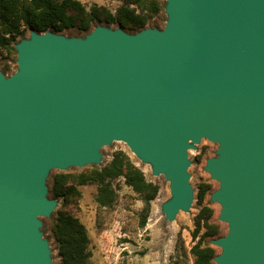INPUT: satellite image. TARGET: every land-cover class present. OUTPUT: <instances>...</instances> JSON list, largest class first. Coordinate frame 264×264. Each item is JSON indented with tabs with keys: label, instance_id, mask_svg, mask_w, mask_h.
Here are the masks:
<instances>
[{
	"label": "water",
	"instance_id": "1",
	"mask_svg": "<svg viewBox=\"0 0 264 264\" xmlns=\"http://www.w3.org/2000/svg\"><path fill=\"white\" fill-rule=\"evenodd\" d=\"M163 30L30 32L0 72V264H49L39 216L51 169L99 162L125 141L170 182L173 220L193 201L189 142H219L206 168L230 231L214 264H264V0H166Z\"/></svg>",
	"mask_w": 264,
	"mask_h": 264
},
{
	"label": "rangeland",
	"instance_id": "2",
	"mask_svg": "<svg viewBox=\"0 0 264 264\" xmlns=\"http://www.w3.org/2000/svg\"><path fill=\"white\" fill-rule=\"evenodd\" d=\"M76 1L82 3L87 10L97 5L106 8L113 15H116L123 5V2L119 0ZM166 23L167 21L165 23L162 21L160 28L148 27L145 30L158 29L161 31L165 28ZM97 27H104L112 31L120 29L116 26H107L104 23H98L95 28ZM58 35L67 39H80L87 36L77 37L75 31ZM26 40H30V33H27L20 42ZM17 60L16 50L0 51V72L6 79L18 72ZM4 68H9V70L4 71ZM189 144L191 147L186 150L189 162L187 174L190 176L189 184L193 190V201L187 211H179L173 220L167 219L164 209L165 205L174 198L170 194V182L165 175H156L151 163L144 162L125 141L114 140L101 147L98 151L100 158L97 163L83 167H69L65 170L51 169L45 182L46 197L49 201H54L56 206L48 217H38V222H40L38 232L41 239L47 244L49 264H62L58 255V245L51 232L52 221L58 211L72 214L85 226L90 240L89 264H193L194 257L191 250L196 241L192 239V233L195 230V219L201 210L198 205V192L203 185L211 186L206 194L204 205L214 211L211 222L221 228L220 236L209 239L207 242L216 249L217 256L222 254L223 249L214 246L212 242L226 237L230 231V225L220 219L223 210L222 204L212 200L213 194L220 190L221 183L214 180L206 170L209 160L221 157L219 153L221 145L219 142H212L205 137L201 138L197 144L191 141ZM119 151L124 152L131 159L134 165L145 174L148 182L158 185L160 188L157 198L151 203L146 227H141L145 204L141 197L126 185L123 178L113 183L117 199L111 207H101L97 204L95 199L97 185L95 184L79 187L81 196L72 198L66 203L60 198L56 199L51 196L50 190L54 176L58 174L77 175L94 169L101 170L112 161L114 154Z\"/></svg>",
	"mask_w": 264,
	"mask_h": 264
},
{
	"label": "trees",
	"instance_id": "3",
	"mask_svg": "<svg viewBox=\"0 0 264 264\" xmlns=\"http://www.w3.org/2000/svg\"><path fill=\"white\" fill-rule=\"evenodd\" d=\"M123 2L116 15L106 8L94 5L90 10L76 0H0V51L16 50L27 33L51 32L63 34L75 31L77 37L85 36L104 23L137 34L148 27L160 28L167 21L165 0H119ZM9 68L4 71H8ZM123 178L127 186L139 195L145 204L141 227H146L151 203L157 198L159 186L148 182L145 174L137 168L122 151L114 154L112 161L100 169L77 175L58 174L53 177L50 194L64 203L79 198V187L97 185L96 202L101 207H111L117 199L114 181ZM210 185H203L198 192L201 207L195 219L192 239L196 241L191 250L193 264H214L215 248L207 240L221 234V228L211 222L214 211L204 205ZM52 235L58 245L62 264H89L90 240L85 226L67 212L58 211L51 225Z\"/></svg>",
	"mask_w": 264,
	"mask_h": 264
}]
</instances>
